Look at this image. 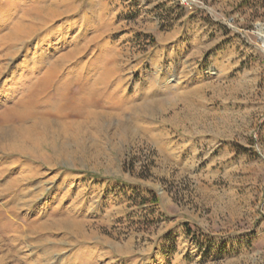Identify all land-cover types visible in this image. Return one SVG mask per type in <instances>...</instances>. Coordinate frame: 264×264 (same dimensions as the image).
I'll return each instance as SVG.
<instances>
[{
    "label": "rangeland",
    "instance_id": "1",
    "mask_svg": "<svg viewBox=\"0 0 264 264\" xmlns=\"http://www.w3.org/2000/svg\"><path fill=\"white\" fill-rule=\"evenodd\" d=\"M185 3L0 0V264H264V0Z\"/></svg>",
    "mask_w": 264,
    "mask_h": 264
},
{
    "label": "bare ground",
    "instance_id": "2",
    "mask_svg": "<svg viewBox=\"0 0 264 264\" xmlns=\"http://www.w3.org/2000/svg\"><path fill=\"white\" fill-rule=\"evenodd\" d=\"M182 1H184V2H187V0H182ZM24 31V30H23ZM17 32V31H16ZM27 33V32H26ZM34 33V32H33ZM28 35H30L29 34V32H28ZM5 38H6V36H5ZM21 40V39H20ZM56 67L55 66H52V67H48L45 71H44V73H43V75H42V77H41V79L39 80V82H37V89L36 90H42V89H44V88H46L47 87V85H48V83L52 80V79H54L55 77H57L56 75V73H58V72H56ZM53 81V80H52ZM35 93H36V91H35ZM78 105V104H77ZM94 114V113H93ZM29 132V131H28Z\"/></svg>",
    "mask_w": 264,
    "mask_h": 264
},
{
    "label": "crops",
    "instance_id": "3",
    "mask_svg": "<svg viewBox=\"0 0 264 264\" xmlns=\"http://www.w3.org/2000/svg\"><path fill=\"white\" fill-rule=\"evenodd\" d=\"M158 1V0H157ZM160 5L158 6V9H159ZM159 11V10H158Z\"/></svg>",
    "mask_w": 264,
    "mask_h": 264
},
{
    "label": "built area",
    "instance_id": "4",
    "mask_svg": "<svg viewBox=\"0 0 264 264\" xmlns=\"http://www.w3.org/2000/svg\"><path fill=\"white\" fill-rule=\"evenodd\" d=\"M182 1V0H181ZM184 2V1H183ZM185 3V2H184ZM186 4V3H185Z\"/></svg>",
    "mask_w": 264,
    "mask_h": 264
}]
</instances>
